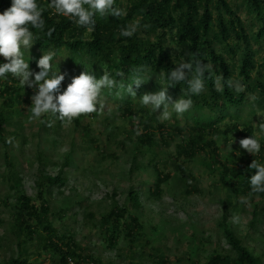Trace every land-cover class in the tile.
<instances>
[{"label": "rangeland", "instance_id": "obj_1", "mask_svg": "<svg viewBox=\"0 0 264 264\" xmlns=\"http://www.w3.org/2000/svg\"><path fill=\"white\" fill-rule=\"evenodd\" d=\"M227 1L236 4L240 0ZM129 2L120 0L117 6L127 10ZM239 8L244 27H250L251 21L258 24L254 14L248 15L244 6ZM22 51L33 73L30 80H34V74L40 71L37 62L43 54H37L34 44ZM0 57V63H5ZM254 58L263 59L264 49ZM62 59L63 55H58L52 63L53 68L64 75L63 68L70 66ZM259 69L264 72V67ZM257 72L252 75L259 80ZM71 81L65 77L61 92ZM12 85L21 98L15 99L12 109L4 108L7 122L0 131L1 262L12 256H23L35 264H60L58 255L53 250L43 249L37 235L19 231L13 216L19 196L26 195L39 203L42 191L49 205L48 221L57 234L71 235L86 258L98 259L103 264H157L160 259L165 260L160 264H204L217 253L234 258L235 252L224 237V225L264 264V198L242 194L230 197L232 203H229L227 195L231 189L220 181L223 165L231 168L233 157H238V167L243 166L241 177L254 175L256 170L248 166L253 159L264 164V149L253 156L241 148L238 133L225 138L214 135L217 154L209 150L198 152L186 162L184 175L177 169L181 158L175 153L180 134L175 130L172 136L165 134L168 145L161 142L159 134L156 135L157 146L141 144L137 133H141L142 124L138 116H125L116 98L102 95L104 109L84 115L78 127L74 120L61 122L50 114L30 120L31 97L38 89L20 82ZM161 88H165L164 84L154 82L152 86L149 83L137 96V104L144 106L141 97ZM263 97L258 91L250 95L240 118L235 120L241 127L245 122L253 125L254 131L249 132V137L257 139L264 138V130L259 127L264 123ZM171 99L174 102L179 98ZM145 107L152 110L150 105ZM162 111L163 106L155 112L154 120L150 116L147 121L155 125L163 122L159 118ZM172 115L177 121L170 118L165 122L167 126L183 128L184 114L178 116L173 112ZM218 127L220 130L230 127L228 118ZM9 139L11 143L7 142ZM5 155L10 157L11 168ZM250 157L251 161H247ZM155 167L170 174L161 185L159 195L153 193L157 178ZM58 175L63 177V183L53 185L47 179V176ZM130 190L137 194V202L129 194ZM241 199H246L247 203H241ZM115 204L128 214L124 224L109 229L104 217ZM134 215L138 217L136 226L128 223ZM233 216L240 218L239 223H233ZM69 264L93 263L86 259Z\"/></svg>", "mask_w": 264, "mask_h": 264}, {"label": "trees", "instance_id": "obj_2", "mask_svg": "<svg viewBox=\"0 0 264 264\" xmlns=\"http://www.w3.org/2000/svg\"><path fill=\"white\" fill-rule=\"evenodd\" d=\"M126 15L115 17L111 14L95 17L93 31L79 27L75 22L62 15H57L53 10L47 9L51 0H37L38 6L45 7L43 19L45 26L43 30L31 29L36 37L34 46L37 54L48 51L55 52V57L63 55L62 61H66L69 68L64 73L67 79L79 76L81 72H88L97 79L101 78L104 70L112 74L116 80V87L105 88L102 95L108 98H116L120 110L125 116H138L142 124L141 133L138 138L141 144L148 147L158 145L156 135L164 145H168V136H172L175 130L180 134L181 141L177 145V156L181 158L177 169L186 174V162L194 158L200 151L213 152L216 155L218 145L216 136H229L238 133L241 139L248 138L249 132L254 131L251 124L243 123V126L235 120L240 118L245 103L253 93L262 92L264 95V72L258 68L264 67V58L256 60L254 55L264 49V0H240L231 4L227 0H129ZM120 0H116L119 5ZM12 0H0V13L11 6ZM244 6L248 15H253L258 24L251 21L250 27L243 26V17L240 8ZM252 19V18H251ZM139 21L137 31L131 37L120 36V29L129 24ZM49 29H54L51 36ZM248 29L251 32H248ZM254 44L257 47H254ZM42 52V53H41ZM54 57V58H55ZM1 59V57H0ZM200 60L202 63H211L213 73H204L205 89L199 95H192L193 105L184 113L185 126L170 128L165 122L147 121V117L155 119V112L145 106L137 104L138 95L143 93L149 83L164 84L167 95L170 97L183 96L187 98V81H182L175 86H169L168 74L182 60ZM1 62V60H0ZM58 65V64H57ZM65 65V64H64ZM63 65V66H64ZM143 67L140 75L144 79L139 88L133 85L136 97L132 98L119 85L123 81L127 83L135 74L134 70ZM57 69V68H53ZM261 77L259 80L253 78V72ZM61 71V70H60ZM63 71V70H62ZM116 73H123V77ZM224 77L225 90L217 92L213 86L216 75ZM190 78V77H189ZM240 81L246 86L245 91L236 93L227 87V81ZM19 82L18 79L7 75L0 78V131L7 120L3 116L4 108L12 109L15 99H20L21 94H16L10 83ZM264 99V97H263ZM259 102V100H258ZM264 103V100H262ZM84 115L75 118V125L80 127V120ZM173 121H177L174 115ZM228 118L230 127L220 130L218 125ZM160 121V120H158ZM167 134L168 136H166ZM261 148L264 149V138L258 139ZM8 167L11 168L10 157L5 155ZM233 157V165L228 168L223 165L221 172L222 185L230 188L228 202L232 203L230 197L246 194L264 198V193H252L250 189V176L243 175V166L238 167ZM241 159V157H240ZM250 157L247 161H251ZM157 178L154 182V194L159 195L161 185L170 178V174L161 172L157 167ZM186 177H190L187 174ZM53 185L63 183V177L47 176ZM189 191V188H187ZM131 197L137 202L138 197L133 190L129 191ZM40 202L36 203L26 195L19 196L18 204L14 210V219L19 231L26 232L30 236L37 235L42 241L45 250H53L59 257L60 264H69L72 261L88 260L93 264H103L100 260L82 254V248L71 235H58L57 230L49 223V205L45 200L43 192H39ZM123 207L115 204L104 217V224L109 228H116L118 224H124L128 213ZM226 221H224L225 223ZM129 225L138 224L136 215L130 217ZM223 223V225H224ZM130 228V227H129ZM117 229V228H116ZM130 233L131 230H130ZM223 233L226 241L232 246L235 257L230 254H214L204 264H261L258 257L238 240L232 230L225 226ZM159 262H165L160 259ZM0 264H35L27 258L10 257ZM136 264V263H134Z\"/></svg>", "mask_w": 264, "mask_h": 264}, {"label": "clouds", "instance_id": "obj_3", "mask_svg": "<svg viewBox=\"0 0 264 264\" xmlns=\"http://www.w3.org/2000/svg\"><path fill=\"white\" fill-rule=\"evenodd\" d=\"M57 15H62L72 19L79 27L88 31H93L95 17H104L109 14L115 17L125 16L126 9L116 5V0H51L47 5ZM45 7L38 6L37 0H12L11 6L0 13V56L5 63H0V78H7L8 74L19 80L20 84L28 87L37 88L38 91L31 97L30 120L41 118L45 114L55 116L61 122L71 123L75 118L82 115L92 114L101 111L105 107V100L102 90L116 87V80L112 74L104 70L101 78L97 79L88 72H81L79 76L72 79L67 88L61 92V84L65 79L63 74H59V69L53 70V59L55 52H43L37 62L40 69L34 74V80H30L33 73L29 70V63L24 58L22 49H30L36 39L31 29L43 30L45 20L43 12ZM139 21L129 24L120 29V36L131 37L137 31ZM54 29H49L48 35L51 36ZM143 67L134 70L135 74L127 83L123 81L119 87L132 98L136 97L133 85L139 88L144 79L140 75ZM213 73L211 63L204 64L200 60H182L176 67L171 69L168 74L169 86L187 81V98L181 96L178 100L172 101L167 95L168 88H161L156 93L144 94L140 101L144 106H151L156 112L163 106V111L159 118L166 121L171 118L174 112L178 116L189 111L193 105L192 95H199L205 89L204 73ZM123 77V73H116ZM190 77V78H189ZM213 86L217 92L223 93L225 90L224 77L216 75ZM227 87L232 88L236 93L245 91L246 86L240 81H227ZM171 108V111L169 109ZM264 130V123L259 125ZM139 134V133H137ZM11 143V139L7 141ZM241 148L251 155L260 152L261 145L259 140L253 136L239 141ZM249 169L256 172L250 178V189L252 193H264V164L253 159ZM241 203H247L246 199H241ZM233 223H239L240 218L233 216Z\"/></svg>", "mask_w": 264, "mask_h": 264}]
</instances>
